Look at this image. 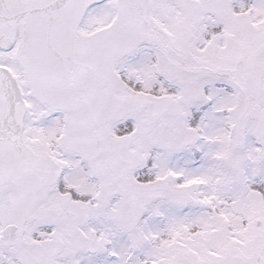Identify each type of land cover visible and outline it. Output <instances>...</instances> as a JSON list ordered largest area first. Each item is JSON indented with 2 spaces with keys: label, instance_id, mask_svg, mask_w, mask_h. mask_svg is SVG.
I'll return each mask as SVG.
<instances>
[{
  "label": "snow or ice",
  "instance_id": "snow-or-ice-1",
  "mask_svg": "<svg viewBox=\"0 0 264 264\" xmlns=\"http://www.w3.org/2000/svg\"><path fill=\"white\" fill-rule=\"evenodd\" d=\"M0 264H264V0H0Z\"/></svg>",
  "mask_w": 264,
  "mask_h": 264
}]
</instances>
